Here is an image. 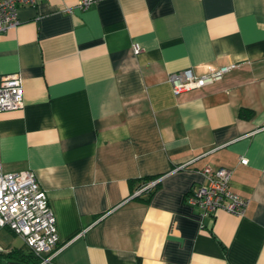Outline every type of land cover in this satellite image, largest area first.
Wrapping results in <instances>:
<instances>
[{
    "label": "crops",
    "instance_id": "1",
    "mask_svg": "<svg viewBox=\"0 0 264 264\" xmlns=\"http://www.w3.org/2000/svg\"><path fill=\"white\" fill-rule=\"evenodd\" d=\"M78 1L22 5L0 33V75L19 73L24 98L0 111V165L46 192L59 241L44 264H264V0ZM230 63L204 87L168 81ZM205 165L231 169L242 215L186 202ZM14 248L0 227V264H33L2 256Z\"/></svg>",
    "mask_w": 264,
    "mask_h": 264
},
{
    "label": "built area",
    "instance_id": "2",
    "mask_svg": "<svg viewBox=\"0 0 264 264\" xmlns=\"http://www.w3.org/2000/svg\"><path fill=\"white\" fill-rule=\"evenodd\" d=\"M39 0H0V33L17 24L18 10L22 5H36ZM95 0H79L82 9ZM135 52L140 51L137 43ZM235 66L230 63L218 69L197 75L190 67L172 71L168 81L175 92L204 87L222 79ZM23 85L19 73L0 75V111L18 109L23 106ZM239 162L246 164V157ZM179 165L177 168H181ZM203 180L186 194V202L199 208L200 216H213L221 209L234 215H242L249 199L230 188L232 171L227 167L213 168L205 165L200 169ZM158 177L141 183L133 196L151 191ZM0 227H6L20 236L25 245L39 258L38 264L51 260L57 250L58 234L53 212L48 204L45 190L39 185L33 170L4 171L0 165ZM45 253H48L45 255Z\"/></svg>",
    "mask_w": 264,
    "mask_h": 264
},
{
    "label": "trees",
    "instance_id": "3",
    "mask_svg": "<svg viewBox=\"0 0 264 264\" xmlns=\"http://www.w3.org/2000/svg\"><path fill=\"white\" fill-rule=\"evenodd\" d=\"M239 115L242 117H249L252 115V111L247 108H240L239 110ZM155 178L154 176L146 177L147 180ZM145 179V180H146ZM151 191H147V193H150ZM27 247V246H26ZM27 252H24L22 249L14 248L11 249L10 251H7L6 253H3L2 256L4 257H15V258H20V257H32L34 259L33 264H38L40 261V258L31 250L27 247Z\"/></svg>",
    "mask_w": 264,
    "mask_h": 264
}]
</instances>
